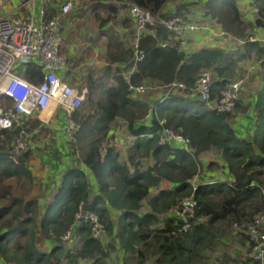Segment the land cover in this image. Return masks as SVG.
Here are the masks:
<instances>
[{
	"label": "trees",
	"instance_id": "1",
	"mask_svg": "<svg viewBox=\"0 0 264 264\" xmlns=\"http://www.w3.org/2000/svg\"><path fill=\"white\" fill-rule=\"evenodd\" d=\"M128 1L169 18L188 15L202 0L179 2L173 12L164 11L169 0ZM253 5L258 10L254 24L264 26V0H253ZM204 6L205 14L220 23L224 31L246 39L247 52L257 49L260 57L264 56V47L250 41L251 25L244 21L238 0H206ZM47 7L49 13H54V8ZM93 10L99 17L100 10L118 13L116 4L104 0H97ZM110 19L102 18L104 22ZM122 23L128 27L126 20ZM109 34L112 38L108 45L110 65L105 72L110 75L112 65L119 64L114 74L116 84L108 85L103 78L90 77L87 98L73 114L80 125L70 141L76 157L62 174L52 199L44 206L38 197L25 200L14 195L7 204L1 202L10 195L2 182L17 177L33 178L27 161L34 154L31 150L15 161L11 151L21 129H0V264H62L65 260L77 264L97 254L106 257L114 246L110 244V248H106L101 240L95 239L85 221L78 224L75 233L80 245L71 248L63 243V235L74 224L82 202L85 210L100 215L107 234L119 237L122 248L131 252L124 264H147L152 254L157 256L155 264H203L205 250L213 245L216 237V223L251 222L255 214L264 209V83L255 99L253 138L242 137L234 126L235 113L248 109L243 107L241 97L233 112H222L210 108L192 89L204 68L214 69L213 99H217L223 87L237 79L232 77L235 66L222 50L203 48L187 52L175 41L173 32L158 25L142 35L141 47L146 55L127 81L125 73L134 62L132 47L125 48L123 40L112 31ZM21 73L35 81L41 77L40 67L33 62L26 63ZM176 80L184 82L186 88L164 93L154 102L144 96L146 93L136 95L130 89L131 85L156 82L163 86ZM146 115L151 116L150 121L142 123L140 120ZM118 120H123L128 132L135 137L128 147L127 160L122 159L111 141L114 137L111 127ZM29 125V132L36 129L43 135L52 132L37 118H30ZM165 128L189 137L193 151L160 143ZM206 151L221 155L224 168L234 181L200 184L196 191L198 207L193 227L180 231V224L172 217L161 221L159 214L175 206L182 196L192 193L191 180L202 168L200 155ZM86 167L99 185V192L93 196ZM165 181L175 186L161 188L150 196L153 187ZM146 199L151 212L141 214ZM108 205L122 211L117 232V222ZM41 236L46 242L54 241L50 250L40 246ZM239 262L259 264L251 258Z\"/></svg>",
	"mask_w": 264,
	"mask_h": 264
},
{
	"label": "built area",
	"instance_id": "2",
	"mask_svg": "<svg viewBox=\"0 0 264 264\" xmlns=\"http://www.w3.org/2000/svg\"><path fill=\"white\" fill-rule=\"evenodd\" d=\"M77 8L74 0H63L55 4L54 13H49L46 0H0V129H21L11 151L15 161H19V157L31 148L29 119L40 115L46 109L52 107L54 112L61 111L65 114V134L70 141L75 138L80 128L73 114L86 100L88 88H76L62 74L68 67V56L62 51L64 22ZM129 9L135 35L131 46L134 62L125 73L127 81L146 55L141 47L142 35L153 27L163 25L173 32L175 41L179 42L182 49L187 46L188 35L191 33H227L224 30H214L211 22L190 20L187 15L167 18L160 12H152L136 2H129ZM29 62L35 63L41 69V77L37 81L28 79L21 73ZM213 74V68L202 69L193 91L210 108L233 112L237 100L241 97L245 80L237 78L229 82L220 90L217 99H213ZM166 88L165 93L170 94L177 89H185L186 84L176 80ZM130 89L136 95H142L147 92L148 87L145 84L131 85ZM160 143L179 145L193 151L190 138L172 128L163 130ZM201 173L202 168H199L191 180L192 193L182 196L179 202L165 213V216L170 215L176 224H180V231H188L195 222L198 207L196 191L203 183L200 179ZM81 221L90 225L95 239L101 240L106 235L100 215L95 211L85 210L82 202L76 212L74 224L63 235L64 240L75 238ZM248 228L252 244L250 258L264 264V209L254 217Z\"/></svg>",
	"mask_w": 264,
	"mask_h": 264
},
{
	"label": "crops",
	"instance_id": "3",
	"mask_svg": "<svg viewBox=\"0 0 264 264\" xmlns=\"http://www.w3.org/2000/svg\"><path fill=\"white\" fill-rule=\"evenodd\" d=\"M58 1L60 0H46V4L47 6L49 5V7L54 8L55 4H57ZM186 1L190 0H172V3H169L168 1L164 8V11L173 12L179 2ZM205 1L206 0H202L200 3L195 4L192 7L191 13H189L187 16L190 18V20H203L206 22H211L214 25V30L220 32L221 30H223L221 24L218 23L213 17L205 14ZM238 6L241 10L244 21L251 25L249 28V33L251 36L250 41L258 42L262 47H264V26H256L254 24L257 18L258 10L253 5V0H238ZM245 44V38H239L228 32L226 33V35L213 34L209 31L195 32L188 35V43L185 47V51L191 53L203 48L220 49L229 57V61L232 63V65L235 66V71L232 77L239 78L243 74L247 76L246 80L244 81V86L242 88L241 100L243 107H248V109L245 110V112L240 111L235 113L236 115L234 119V126L236 127L240 136L251 139L253 138L254 130L256 128L255 99L258 91L263 87L264 83V56L260 57L257 49L247 52ZM69 55L70 54H67L68 59H70ZM107 59L103 66V74L98 78H103L106 83L108 81L110 82V85H113L116 84L114 74L117 71V67L119 66V64H113L112 73L107 76L105 70L108 65H110ZM69 69L70 68L68 65V67L65 68L62 73L66 79L71 78V73ZM163 95L164 94L159 95L157 100H159ZM193 96H196V94H194ZM32 118H37L41 120L43 125L48 126L52 132L49 135L39 134V129L30 132L31 148L29 151L32 150L34 156L33 158L29 159L27 163L29 169L32 172L33 178L26 179L17 177V197L24 198L25 200H30L34 197H38L40 199L41 204H43L44 206L48 201L52 199V196L59 185L62 174L69 166L73 164L74 158L76 156L72 153L70 140L65 134L66 119L65 114L63 112H54V109L50 107L40 113V115L37 114ZM147 122H149L148 119ZM122 131L125 132L122 133ZM111 134L114 136L111 140L112 143L115 144L119 149L122 159L127 160L128 147L133 144V142L135 141V137L128 132L127 125L123 120L115 121L112 124ZM200 160L202 163V173L200 179L203 183L217 181L232 183L234 181L233 177L229 174L227 169L224 168V161L219 153L215 151L203 152L200 155ZM85 170L91 179V195L93 196L99 192V185L96 179L93 177L91 171L88 169V167H86ZM174 186L175 185H173L171 182L165 181L160 186L153 187L157 189V192L153 193L152 189L150 192V196H154L155 194H157L161 188L171 189ZM145 201L148 202L149 200H144L143 204L145 203ZM109 210L111 216L114 218L115 222H117V232L119 230L118 221L120 219L122 211L111 206H109ZM147 212H151L149 204L147 206V209L143 210L142 207V209L140 210L141 214ZM165 213L166 212L159 214L161 221H163L165 218L171 217L170 215L165 216ZM202 220L205 221V219ZM225 224L228 223H216L215 226L220 228L223 227ZM73 239L77 241V245L67 247L72 248L78 247L80 245L79 237H75ZM215 240L216 238H214L213 243L215 242ZM101 241L106 248H110V244L114 246L113 248H111L110 251L117 249L119 250V248H121L125 252V254L130 253L129 251H125L122 248L121 241L116 235L111 236L106 233V235L101 239ZM47 243L52 244V247L54 245L53 240H48ZM209 249L210 248L208 247L207 250ZM111 253L112 252H109L106 257H102L100 254H97L93 258L102 261L101 264H106L105 262L110 257ZM128 256L123 255L118 264H124L125 259ZM155 257L157 258L156 255ZM207 257L208 255L206 254V258L204 259L203 264H205ZM227 259L228 257L225 255L223 260ZM83 260H80L77 264H85ZM64 262L68 261L65 260ZM224 263H226V261ZM147 264H155V260L149 259L147 261Z\"/></svg>",
	"mask_w": 264,
	"mask_h": 264
},
{
	"label": "rangeland",
	"instance_id": "4",
	"mask_svg": "<svg viewBox=\"0 0 264 264\" xmlns=\"http://www.w3.org/2000/svg\"><path fill=\"white\" fill-rule=\"evenodd\" d=\"M62 1L63 0H60V3ZM74 1L78 9L68 15L63 27L64 52L70 54L68 65L71 78L67 80L76 88L81 89L89 85L90 77L98 79V77L103 74V66L109 56L108 45L112 39L109 32L112 31L116 37L123 40L124 47L129 48L132 46L134 40L135 26L134 22L130 19L128 0L124 2L119 0H104L116 4L118 13L116 15L113 12L109 13L105 10H100V17L97 16V12L94 13L95 11L93 10L97 0ZM169 3H172V0H169ZM107 17H111V19L104 22L102 18L106 19ZM124 20L127 21L128 27L123 26L122 22ZM246 77L247 76L243 74L239 78L246 80ZM107 84L110 85V82L107 81ZM145 85L148 87V90L144 96H147L151 102H154V99L156 101L159 95L167 92V85L162 86L156 82L146 83ZM175 91L177 92L179 89ZM147 119L150 121V116L146 115L140 121L142 123H147ZM124 132L125 131H122V133ZM2 183V186L8 188V193H10V195L8 194L9 196L1 201L4 205L7 204L14 195L17 196V178H11ZM152 192H157V189L153 188ZM147 206L148 202L145 201L143 210L147 209ZM247 222L248 221H245L242 224L234 223L233 225L225 224L223 227H218L215 242L209 250H205V254L208 255L205 264H238L240 260L247 262L250 258L252 248L248 228L251 222ZM40 239V246L47 250L52 248V244L47 243L42 236ZM62 240L66 246L77 245L75 239L64 240L62 238ZM110 252L112 253L106 260V264H118L123 255H131V252L125 254L121 248ZM225 255L228 257L227 260H223ZM150 259L156 261L155 254H152ZM83 261L85 264L102 263V261L96 258ZM225 261L226 263H224ZM62 264H69V262H63Z\"/></svg>",
	"mask_w": 264,
	"mask_h": 264
}]
</instances>
